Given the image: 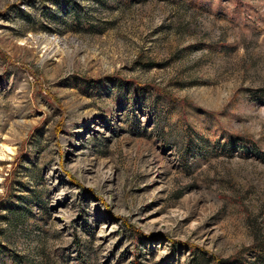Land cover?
<instances>
[{
	"label": "rangeland",
	"instance_id": "374dc122",
	"mask_svg": "<svg viewBox=\"0 0 264 264\" xmlns=\"http://www.w3.org/2000/svg\"><path fill=\"white\" fill-rule=\"evenodd\" d=\"M263 244L264 0H0V264Z\"/></svg>",
	"mask_w": 264,
	"mask_h": 264
},
{
	"label": "trees",
	"instance_id": "16d2710c",
	"mask_svg": "<svg viewBox=\"0 0 264 264\" xmlns=\"http://www.w3.org/2000/svg\"><path fill=\"white\" fill-rule=\"evenodd\" d=\"M259 251H264V244H263V247L262 248H260V250ZM258 251V252H259ZM226 259H228V258H226ZM226 259H219V258H216L215 260H214V264H217V263H219V262H225L226 261ZM216 262V263H215ZM263 262H264V258H263V260H261V263L263 264Z\"/></svg>",
	"mask_w": 264,
	"mask_h": 264
},
{
	"label": "bare ground",
	"instance_id": "6f19581e",
	"mask_svg": "<svg viewBox=\"0 0 264 264\" xmlns=\"http://www.w3.org/2000/svg\"><path fill=\"white\" fill-rule=\"evenodd\" d=\"M8 150H10V148H8Z\"/></svg>",
	"mask_w": 264,
	"mask_h": 264
}]
</instances>
